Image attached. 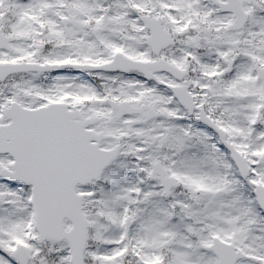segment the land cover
<instances>
[{"label":"snow or ice","instance_id":"6c2138e0","mask_svg":"<svg viewBox=\"0 0 264 264\" xmlns=\"http://www.w3.org/2000/svg\"><path fill=\"white\" fill-rule=\"evenodd\" d=\"M0 264H264V0H0Z\"/></svg>","mask_w":264,"mask_h":264}]
</instances>
